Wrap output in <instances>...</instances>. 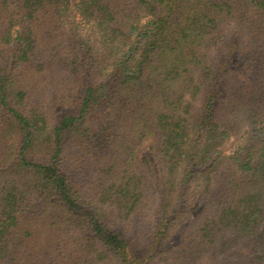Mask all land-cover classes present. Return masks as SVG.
I'll use <instances>...</instances> for the list:
<instances>
[{
  "label": "trees",
  "instance_id": "16d2710c",
  "mask_svg": "<svg viewBox=\"0 0 264 264\" xmlns=\"http://www.w3.org/2000/svg\"><path fill=\"white\" fill-rule=\"evenodd\" d=\"M235 249L264 264V0H0V264Z\"/></svg>",
  "mask_w": 264,
  "mask_h": 264
},
{
  "label": "rangeland",
  "instance_id": "374dc122",
  "mask_svg": "<svg viewBox=\"0 0 264 264\" xmlns=\"http://www.w3.org/2000/svg\"><path fill=\"white\" fill-rule=\"evenodd\" d=\"M237 145H239L238 141L229 142L225 148L226 152L231 153ZM241 253L242 251L235 249L216 259L204 258L200 261V264H222L225 261L233 260L236 255Z\"/></svg>",
  "mask_w": 264,
  "mask_h": 264
}]
</instances>
